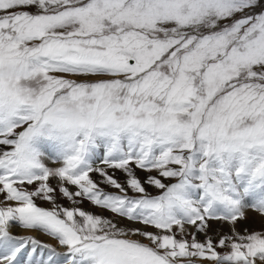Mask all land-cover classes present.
I'll use <instances>...</instances> for the list:
<instances>
[{
  "label": "snow or ice",
  "instance_id": "snow-or-ice-1",
  "mask_svg": "<svg viewBox=\"0 0 264 264\" xmlns=\"http://www.w3.org/2000/svg\"><path fill=\"white\" fill-rule=\"evenodd\" d=\"M0 264H264V0H0Z\"/></svg>",
  "mask_w": 264,
  "mask_h": 264
},
{
  "label": "rangeland",
  "instance_id": "rangeland-1",
  "mask_svg": "<svg viewBox=\"0 0 264 264\" xmlns=\"http://www.w3.org/2000/svg\"><path fill=\"white\" fill-rule=\"evenodd\" d=\"M38 203H41L40 201H38ZM64 203H67L66 201ZM46 206V205H45ZM84 207H90V205L87 204V202H85V205ZM247 226L249 227V229H253V228H259L260 227V222L258 220L256 221H252V220H249L247 222ZM223 230L224 231H227V226H223ZM42 239H45L47 240L48 238L47 237H41ZM202 238V237H201Z\"/></svg>",
  "mask_w": 264,
  "mask_h": 264
}]
</instances>
